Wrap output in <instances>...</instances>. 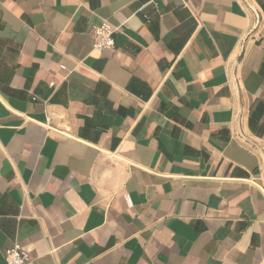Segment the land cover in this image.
Wrapping results in <instances>:
<instances>
[{
	"label": "crops",
	"instance_id": "crops-1",
	"mask_svg": "<svg viewBox=\"0 0 264 264\" xmlns=\"http://www.w3.org/2000/svg\"><path fill=\"white\" fill-rule=\"evenodd\" d=\"M16 243L264 264V0H0V264Z\"/></svg>",
	"mask_w": 264,
	"mask_h": 264
},
{
	"label": "built area",
	"instance_id": "built-area-1",
	"mask_svg": "<svg viewBox=\"0 0 264 264\" xmlns=\"http://www.w3.org/2000/svg\"><path fill=\"white\" fill-rule=\"evenodd\" d=\"M185 6L191 4L193 0H181ZM118 28H115L110 23H103L99 27L93 29L94 35V50L102 52L111 50L115 47V34ZM64 68V67H63ZM53 88L56 86L54 82L50 83ZM6 264H36L31 257V252L28 248L16 243L12 248L6 251Z\"/></svg>",
	"mask_w": 264,
	"mask_h": 264
}]
</instances>
